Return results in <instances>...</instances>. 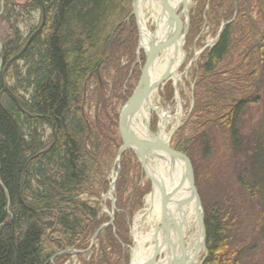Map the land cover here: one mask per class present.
<instances>
[{"label":"trees","instance_id":"16d2710c","mask_svg":"<svg viewBox=\"0 0 264 264\" xmlns=\"http://www.w3.org/2000/svg\"><path fill=\"white\" fill-rule=\"evenodd\" d=\"M195 1L189 13L190 37L200 31L206 16L210 21V13L224 21V27L215 45L202 55L194 106L175 134L173 148L188 156L194 167L197 161L230 158L231 174L249 206L237 222L226 204L212 209L205 204L207 256L202 264H264V0ZM4 2L0 60L7 69L0 74V264H52L53 259L60 263L67 258L58 256L60 252L85 249L107 221L81 198L100 196L97 180L122 144L113 99H121L118 92L136 60L135 21L132 17L125 22L133 0H44L45 26L18 59L14 57L31 35L23 39L10 19L18 9L41 11V5L38 0ZM126 24L133 26L127 46L120 40L128 32ZM124 56L130 60L128 66L121 64ZM102 65L104 76L114 72L111 97L104 83L102 92L92 89ZM10 71L15 86L8 84ZM20 89L28 93L22 95ZM130 96L126 92L123 100ZM253 105L260 107L255 110ZM91 107L96 109L94 117L88 112ZM255 111L258 118L252 115ZM120 166L116 234L109 228L99 235L101 264H129L128 222L151 186L139 191L134 204L130 201L129 211L120 187L130 170L124 156ZM246 216L251 225H246Z\"/></svg>","mask_w":264,"mask_h":264},{"label":"rangeland","instance_id":"374dc122","mask_svg":"<svg viewBox=\"0 0 264 264\" xmlns=\"http://www.w3.org/2000/svg\"><path fill=\"white\" fill-rule=\"evenodd\" d=\"M5 1V0H4ZM210 1V0H209ZM221 1V0H217ZM2 2V0H1ZM195 0L191 1V4L189 5V13L191 10L195 7ZM230 4L231 0H226ZM5 8V3H4ZM25 9L20 12L19 9L16 11L18 12V15L16 13L12 16L11 24L14 26H17V28L21 32V36L23 39H27L32 36V33L40 27L42 23V12L40 10H34L31 9V7H24ZM206 13L210 11V5L207 4ZM1 12V10H0ZM182 12V7L179 10V13ZM4 13V12H3ZM188 13V14H189ZM3 15V14H2ZM1 15V16H2ZM134 19L133 25L137 28V47H136V60L131 65V70L129 74V78L125 80L123 84V88L121 91L118 92L121 99H113L114 105L118 106V115L120 116L121 109L123 106L127 103L132 96L136 86L139 83V80L142 75L143 68L146 63V57L145 53L142 49H139L140 45V34L136 22V18L133 14V8L131 15L126 19V23H129L130 20ZM210 21L207 20V16L205 17V23L202 24L200 31L193 36L190 37V14H189V31L188 34H186V41L184 45V50L186 52V59L183 65L180 68L179 74L181 75V80L178 82V85L172 81V79H167L162 85H160L157 89V94L154 96V107L158 109V111L151 112V120L150 123V129L153 133H157L160 129V121H161V115L163 114L166 118L167 122V128L166 133H170L171 130L178 126L177 131L175 134L179 131V129L185 124V122L188 119V115L190 110L194 106V89L195 84L197 81L196 72L198 70V66L202 63V55L205 53L206 50H208L210 47H208L210 44L216 43L219 33L222 32L224 27V21L221 19H215L214 16L210 13V16H208ZM214 18V19H213ZM181 33L184 32L186 29V18L185 16H181ZM128 25V26H127ZM127 26V34L123 36L122 41L125 42V46L129 44L130 41V33L133 29V26L130 24H126ZM130 29V30H129ZM153 30V27L151 28ZM38 31V29H37ZM116 36L113 35L111 37V44L109 47V54L113 50L114 42ZM260 42L257 43L258 51H261L260 48ZM199 54V55H198ZM196 55L198 57L196 58ZM130 63V60L127 58V56H124V58L121 59L122 66H128ZM20 70H22V73L24 72V65L23 63H20ZM105 65H102L99 67L98 70V77L99 81L94 84L92 89L99 88V92H102L103 90V83L107 85V89L105 88V92L108 94L109 97H111L114 94V81H113V74L111 73L112 77L104 76L103 75V68ZM7 68L5 70L2 69V73H5ZM262 70V69H261ZM261 73V72H259ZM11 71L8 73L7 81L10 86H15L16 82L13 79V76H11ZM259 80V77L257 78V82ZM20 94L26 95L28 92H25L24 89H20ZM130 91L131 96L128 97V99L123 100L124 97H126V92ZM98 92V93H99ZM179 100V102H178ZM260 106L253 105V109H258ZM88 109V108H87ZM88 112L91 117L95 116L96 109L94 110V107L88 109ZM259 112V111H258ZM258 112H252L253 117L258 118ZM261 113V111H260ZM179 114V118L178 115ZM162 115V116H163ZM47 134H50V131L47 132ZM119 137L121 139V133L119 131ZM175 134L171 137V146L173 148V141L175 139ZM218 137V136H217ZM122 145V144H120ZM174 149V148H173ZM130 152V153H129ZM117 155V153H116ZM115 155V158H116ZM123 156L125 157V160L128 161L130 170H129V177L127 180H125L124 183H122L121 189L123 192V200L127 203L128 209L130 211L129 205L133 202H136L138 199V193L141 189H145L146 185L150 184L151 182L149 178L147 177L144 169L142 168V165H140L136 155L132 151H126L123 153ZM115 158L113 161H109L108 167H106L103 170V174L101 177L97 180L98 189L102 190V193L99 197H89V196H83L81 199L86 202L90 207L93 209H98L100 213V218H105L107 221H105L104 224L100 226L99 229L96 230L94 235L90 238L89 244L85 247V249L82 250H76L77 253H71V254H58V256L66 255L67 258L64 259V261H54L52 260V264H101L100 261L103 258L102 251H101V241L99 240V235L109 228H112L114 233L116 234V227H115V219H116V211L114 213V222L112 225L101 229L103 226L110 223V213H112V201L110 198L105 199L104 197L107 196V194L110 191V184L112 183L114 176L116 175L117 167L114 168ZM197 161V160H196ZM122 162V159H121ZM232 167L233 164L230 161V158L225 156V160H222L220 162H213V160L210 161H197L196 167L193 166L195 173V184L198 190V193L201 202L203 205L204 213H205V204L209 209H212L214 205L220 206V208H225V204L228 208H232V215L234 218H237V222L241 221V218L243 217L242 212H245V207L248 206L246 203H244L245 195L243 191L239 188V185L235 181V178L232 176ZM230 168V169H229ZM120 174L119 177L116 180L115 184V192L112 193L113 199H115V207L117 203V185L120 182ZM198 181V186L197 182ZM104 188V190H103ZM152 190V185L150 186V191L143 197L142 201V207L138 210V212H134L132 219L129 220V239L131 242L130 247H134V239L132 237L131 232L133 231L132 228H134V221L136 215L141 211L145 206L146 199L150 195ZM131 201V203H130ZM225 202V203H224ZM249 207V206H248ZM117 208V207H116ZM237 212L234 211L237 209ZM237 213V214H235ZM253 214V208L250 207L249 209V215L251 216ZM246 225H251L250 219L248 216H246V220H244ZM124 223V222H123ZM150 229V227L148 228ZM99 231V232H98ZM196 227H193L190 232L188 233V236L190 233H195ZM98 232L97 236L94 238L95 234ZM145 248H148V245H146ZM108 251L110 252L111 249L108 248ZM61 253V252H60ZM207 256V249L201 250L199 257L197 258V264H202ZM130 263V262H129Z\"/></svg>","mask_w":264,"mask_h":264},{"label":"water","instance_id":"95a60500","mask_svg":"<svg viewBox=\"0 0 264 264\" xmlns=\"http://www.w3.org/2000/svg\"><path fill=\"white\" fill-rule=\"evenodd\" d=\"M41 5L42 11V23L29 39L24 50L14 57L18 59L22 53L28 48L34 38L39 35L46 23V7L44 0H38ZM192 0H181V4H175L176 0H144V5L155 3L161 14V18L165 19L167 31L166 33L156 42L150 44L149 50L145 49L141 45V23L139 16V2L140 0H133L132 8L133 14L136 18L139 34H140V45L139 49H142L145 53L146 63L142 71L141 78L138 85L136 86L132 96L127 103L121 109L119 116L120 133L122 138V145L119 148L114 168L117 167L115 178L110 184V191L104 198H110L112 201V213H110V223L103 226L104 229L114 222V213L116 211L115 199L112 197V193L115 192L116 180L119 177L121 170V159L122 155L126 151H132L142 168L144 169L147 177L149 178L152 190L150 195L152 196L155 192L159 195L160 202V220L159 229L156 234L145 238L146 242L153 245L152 253L149 257H142L139 243L135 240L133 231L131 232L134 239V247L130 248V263L129 264H197L196 262L189 261L186 259L190 257L191 251L195 248V258L201 250H206V227L204 216L203 205L199 196L196 184H195V173L193 163L191 159L182 154L171 146V137L175 134L178 126L174 127L168 139L165 141L155 136L150 129V123L148 122L146 127V139L135 137L131 130V122L135 116L137 110L141 106L142 102L147 98L151 91L149 87L150 74L152 66L158 60L160 54H162L169 46L175 45V54L180 52L183 56V61L186 59V52L184 45L186 41V34L189 31V5ZM4 0L1 2L0 16L4 12ZM182 7V12L179 13ZM186 18V29L181 33V16ZM219 37V36H218ZM214 44H210L208 47H213ZM199 55V54H198ZM196 55V58L198 57ZM6 66L3 65V60H0V74L2 69L5 70ZM168 75H165L159 82V86L162 85ZM176 86V85H175ZM8 91L9 88H6ZM16 99L15 96H13ZM179 102V100H178ZM155 110V109H154ZM156 112V111H155ZM158 164H156V161ZM178 162L181 165V171L175 169V163ZM170 166V167H169ZM184 205H192L195 210L196 221L190 223V221L184 216L178 218V214H182ZM196 227L195 233L188 232ZM99 232V231H98ZM95 234L94 238L97 236ZM186 236L190 239L188 242L187 252L185 245ZM153 242V243H152ZM193 243L195 247H193ZM192 249V250H191ZM77 253L75 250H65L61 254Z\"/></svg>","mask_w":264,"mask_h":264},{"label":"bare ground","instance_id":"6f19581e","mask_svg":"<svg viewBox=\"0 0 264 264\" xmlns=\"http://www.w3.org/2000/svg\"><path fill=\"white\" fill-rule=\"evenodd\" d=\"M144 0L139 2V16L141 23V45L145 49L149 50L150 44L152 42H157L167 31V26L165 19L161 18L159 8L151 3L144 5ZM175 4H181V0H176ZM2 9V7H1ZM1 17V16H0ZM153 27V30L151 29ZM183 55L179 52L176 56L175 54V45L169 46L160 56L155 64L152 66L149 87L151 91L148 94L147 98L142 102L141 106L137 110L135 116L132 119L131 130L135 137L146 139V127L148 122L151 120V112L158 111L154 107V96L157 94V89L159 87L158 82L165 76L168 75L167 79H172V81L178 85V82L181 80V75L179 74L180 68L183 65ZM155 109V110H154ZM163 115V114H162ZM161 115L160 129L155 134L159 139L167 140L170 133H166L167 122L164 115ZM179 118V114L177 115ZM156 161V160H155ZM158 164V162H155ZM170 167V166H169ZM181 171V165L176 162L175 169ZM144 208L139 211L135 217L133 235L135 240L139 243L142 257H149L153 250V245L149 242H146L145 238L156 234L159 229V220H160V202L159 195L155 192L152 196L149 195L146 199ZM195 210L192 205H184L182 214H178V218L186 217L190 223L196 221ZM150 227V229H148ZM190 242V239H188ZM153 243V242H152ZM148 245V248H145ZM193 247L195 244L193 243ZM187 252L189 251L186 248ZM192 250V249H191ZM190 257L186 259V262L189 261L196 262L199 254L195 258V248L191 251Z\"/></svg>","mask_w":264,"mask_h":264},{"label":"flooded vegetation","instance_id":"af4514ba","mask_svg":"<svg viewBox=\"0 0 264 264\" xmlns=\"http://www.w3.org/2000/svg\"><path fill=\"white\" fill-rule=\"evenodd\" d=\"M190 232V231H189ZM188 232V233H189ZM185 241H186V245H185V248H188V237L186 236V238H185Z\"/></svg>","mask_w":264,"mask_h":264}]
</instances>
